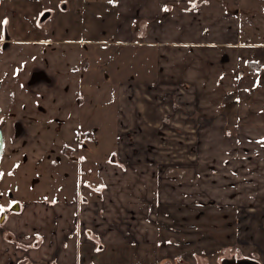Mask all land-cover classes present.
<instances>
[{
    "label": "crops",
    "instance_id": "crops-1",
    "mask_svg": "<svg viewBox=\"0 0 264 264\" xmlns=\"http://www.w3.org/2000/svg\"><path fill=\"white\" fill-rule=\"evenodd\" d=\"M238 1L117 0L115 34L102 28L109 26L108 17L98 15V5L87 6L91 14L86 11L84 25L89 43L115 39L132 45L134 73L141 55L155 56L154 76L148 81L129 82L119 75L117 156L128 154V172L117 162H100L96 176L105 188L90 204L74 195L30 201L33 208L0 225V264H191L178 258L190 250L176 242L186 238L177 237L159 219L163 213L152 210L157 200L172 209L174 202L188 200V194L183 199V189L174 194L173 183L157 172L173 162L176 127L187 138L180 146L187 155L193 148L190 139L199 145V139L203 142L221 127H233L230 124L234 135L264 142V41L243 35ZM67 9L70 15L79 10L71 2ZM69 25L75 28L72 39L85 38L77 36L82 23L69 21ZM100 51L101 57L109 58L110 51ZM119 51L124 59L122 49L115 53L122 57ZM93 56L90 52L87 57ZM250 63L259 65V70ZM130 133L139 140V155L128 147ZM147 143L152 145L150 152ZM145 153L151 155L150 161L144 159ZM182 207L180 214H187L189 210ZM254 211L242 213L246 218L235 226V241L257 247L264 264V207ZM212 214L220 217L221 211ZM242 226L246 227L238 233ZM33 232L36 239L23 241L24 234ZM27 253L29 257L21 256Z\"/></svg>",
    "mask_w": 264,
    "mask_h": 264
},
{
    "label": "rangeland",
    "instance_id": "rangeland-1",
    "mask_svg": "<svg viewBox=\"0 0 264 264\" xmlns=\"http://www.w3.org/2000/svg\"><path fill=\"white\" fill-rule=\"evenodd\" d=\"M59 2L67 7H59ZM70 2L79 9L71 15L66 9ZM70 2L1 0L0 3V127L5 136L0 164V216L6 214L4 222H0L2 226L13 214L20 215L26 208H33L30 201H58L74 195L81 203L90 204L105 188L96 176L100 162H117L124 173L131 163L126 159L128 154L117 156L121 150L116 129L119 75L123 74L129 82L148 81L154 76L155 56L141 55L140 73L139 69L134 73L132 45L115 43V39L88 42L84 25L88 21L85 13L90 11L87 6L95 2L98 15H103V20L108 17L109 26L103 24L102 28L108 27L115 34L117 0ZM237 8L242 16L243 35L248 40L264 41V0H239ZM45 12L51 14L47 21L41 22ZM69 21L82 23L77 36L82 34L80 37L84 39H72L75 28ZM11 39L14 41L5 43ZM118 48L125 53V64L120 51L122 57L115 53ZM100 50L110 51L109 58L101 57ZM90 52L93 57H87ZM38 69H44L53 82L29 84L32 72ZM67 72H72V80L64 88L60 81ZM17 122L23 123L24 129L17 125L16 131ZM224 127L203 142L199 139V145L194 138L190 139L193 148L187 155L180 147L187 138L177 126V137L171 141L173 162L157 171L164 181L173 183L174 194H179L180 189L183 199L188 194V200L182 204L174 202L173 209L157 200L152 210L163 213L159 219L178 233L177 237L186 238L176 241L190 249L178 258L191 264L200 261L221 264L222 259L232 257L261 262L257 247L235 241V226L245 220L243 212L264 207V142L245 134L234 135L233 127ZM133 136L130 133L128 147L136 156L140 154L139 140ZM145 148L150 152L152 145L147 143ZM150 156L145 153L144 159L150 161ZM12 199L20 203V211H10ZM181 207L189 210L187 214H180ZM217 209L221 215L213 217ZM245 227L238 228V233ZM37 235V232L24 234L22 239L33 236L36 239ZM21 256L29 257L28 253Z\"/></svg>",
    "mask_w": 264,
    "mask_h": 264
},
{
    "label": "water",
    "instance_id": "water-1",
    "mask_svg": "<svg viewBox=\"0 0 264 264\" xmlns=\"http://www.w3.org/2000/svg\"><path fill=\"white\" fill-rule=\"evenodd\" d=\"M1 3V0H0ZM51 13H44L43 16L41 17L40 21L44 22L45 20H47L49 18ZM4 152H5V138H4V134L2 132V130L0 129V164L2 161V158L4 156ZM0 181H1V176H0ZM11 197H13L12 194H10ZM20 203L18 201H16L11 207H10V211L12 212H18L20 211ZM6 214L3 213L0 216V222L3 223L4 219H5ZM221 264H261L260 261L252 259V258H236V257H232V258H224L221 261Z\"/></svg>",
    "mask_w": 264,
    "mask_h": 264
},
{
    "label": "flooded vegetation",
    "instance_id": "flooded-vegetation-1",
    "mask_svg": "<svg viewBox=\"0 0 264 264\" xmlns=\"http://www.w3.org/2000/svg\"><path fill=\"white\" fill-rule=\"evenodd\" d=\"M58 5H59V7H65L66 6V4L64 3V2H59L58 3ZM67 7V6H66ZM67 9V8H66ZM46 14L48 13V12H45ZM43 16V15H42ZM49 19V18H48ZM47 19V20H48ZM47 20H45V21H47ZM12 41H14V39H11L10 41H8V42H5V43H10V42H12ZM1 42H3V40H1ZM58 60H61L60 58L58 59ZM86 67H88V61H87V65H86V63H85V68ZM71 68V65H68V69H70ZM71 73L72 72H67L66 74H64V75H62V79H61V83H64L63 84V87L64 88H66L65 86L66 85H69V84H71V80H72V77H71ZM40 81H45L46 83H52L53 82V78L52 77H50L49 75H48V73L44 70V69H38V70H36V71H33L32 72V75H31V78H30V80H29V84L31 83V84H35V83H37V82H40ZM42 122V121H41ZM17 125H19V127L20 128H23L24 129V124L23 123H21V122H17L16 124H15V127H16V131H17ZM0 129L2 130V132H3V134H4V130H3V128L2 127H0ZM4 138H5V136H4ZM67 150V149H66ZM65 150V151H66ZM14 202H15V200H13L12 199V201H11V203H10V205H9V207L12 205V204H14ZM256 260V259H255ZM261 263V262H260ZM262 264V263H261Z\"/></svg>",
    "mask_w": 264,
    "mask_h": 264
},
{
    "label": "trees",
    "instance_id": "trees-1",
    "mask_svg": "<svg viewBox=\"0 0 264 264\" xmlns=\"http://www.w3.org/2000/svg\"><path fill=\"white\" fill-rule=\"evenodd\" d=\"M250 65H252L254 68H257L259 70L260 66L259 65H256L254 63H250Z\"/></svg>",
    "mask_w": 264,
    "mask_h": 264
},
{
    "label": "snow or ice",
    "instance_id": "snow-or-ice-1",
    "mask_svg": "<svg viewBox=\"0 0 264 264\" xmlns=\"http://www.w3.org/2000/svg\"><path fill=\"white\" fill-rule=\"evenodd\" d=\"M4 23H7V21H4ZM0 176H2V173H0Z\"/></svg>",
    "mask_w": 264,
    "mask_h": 264
}]
</instances>
